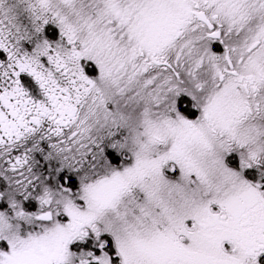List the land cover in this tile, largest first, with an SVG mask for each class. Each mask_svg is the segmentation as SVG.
I'll list each match as a JSON object with an SVG mask.
<instances>
[{
  "label": "snow or ice",
  "instance_id": "snow-or-ice-1",
  "mask_svg": "<svg viewBox=\"0 0 264 264\" xmlns=\"http://www.w3.org/2000/svg\"><path fill=\"white\" fill-rule=\"evenodd\" d=\"M0 264H264V0H0Z\"/></svg>",
  "mask_w": 264,
  "mask_h": 264
}]
</instances>
